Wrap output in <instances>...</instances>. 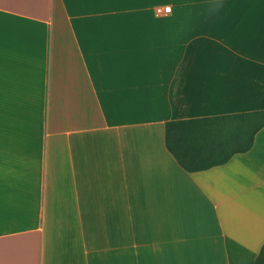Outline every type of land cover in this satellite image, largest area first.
<instances>
[{
	"label": "crops",
	"instance_id": "obj_1",
	"mask_svg": "<svg viewBox=\"0 0 264 264\" xmlns=\"http://www.w3.org/2000/svg\"><path fill=\"white\" fill-rule=\"evenodd\" d=\"M261 111L264 0H0V264H254L264 127L191 173L165 128Z\"/></svg>",
	"mask_w": 264,
	"mask_h": 264
},
{
	"label": "trees",
	"instance_id": "obj_2",
	"mask_svg": "<svg viewBox=\"0 0 264 264\" xmlns=\"http://www.w3.org/2000/svg\"><path fill=\"white\" fill-rule=\"evenodd\" d=\"M247 117L249 128L244 121ZM263 127L264 111L173 122L166 125L165 143L177 164L191 173L222 165L232 155L249 151ZM254 264H264V244Z\"/></svg>",
	"mask_w": 264,
	"mask_h": 264
},
{
	"label": "built area",
	"instance_id": "obj_3",
	"mask_svg": "<svg viewBox=\"0 0 264 264\" xmlns=\"http://www.w3.org/2000/svg\"><path fill=\"white\" fill-rule=\"evenodd\" d=\"M155 13L157 16H168L171 13V6L166 5L162 8H156Z\"/></svg>",
	"mask_w": 264,
	"mask_h": 264
}]
</instances>
